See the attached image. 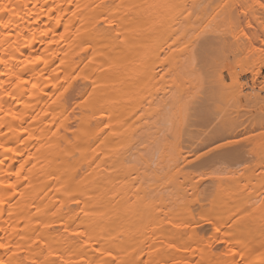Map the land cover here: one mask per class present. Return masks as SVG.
Returning <instances> with one entry per match:
<instances>
[{
  "label": "bare ground",
  "instance_id": "obj_1",
  "mask_svg": "<svg viewBox=\"0 0 264 264\" xmlns=\"http://www.w3.org/2000/svg\"><path fill=\"white\" fill-rule=\"evenodd\" d=\"M103 2L110 5L103 11L107 19L114 21L113 26L98 23L97 12L101 10L91 6L101 0H73L71 7L62 9L60 24L53 16L51 20L41 17L34 27L30 26L29 14L39 11L31 5H67V0H9L18 6L16 13H0V21L19 34L18 51L10 46L11 42L0 40V56L13 57L6 66L0 65V79L4 81L0 86V142L19 153L5 154L0 149V159L6 161L0 165V180L7 184L10 176L17 182L16 171L21 164L23 175L28 177L27 182L19 179L12 190L14 197L3 193L9 199L0 205V241L11 251L0 249V259L6 264H28L37 256L41 262L55 260L57 257L50 252H56L68 264H76L79 256L75 253L82 250L89 264H105L111 259L104 255L106 251L113 253L115 264H183L185 260L188 264H223L221 254L226 249L219 244L209 245L230 235L237 255L226 258L229 264H264V196L259 199L252 195L254 200L251 197L250 201L251 194L241 190L239 194L246 197L245 201H212L195 217L186 200V171L177 173V160L185 156L168 152L167 144L159 140L153 156L133 148L139 129L135 124L138 98L134 94L142 78L152 80L155 91L157 87L163 90L152 112L159 114L154 121L165 126L162 123L170 117V109L166 108L171 105V86L163 78L182 62L173 55L171 46L191 23L188 14H206L207 4L197 3V8L195 0ZM77 5L79 10L73 15ZM232 5L220 11L226 13L230 23L233 16L239 15L237 11L235 15ZM180 12L183 15L177 18ZM32 20H36L35 15ZM44 25L56 30L57 44L47 45L51 36L41 39L39 29ZM65 25L68 31L60 41L58 34ZM143 35L146 39L142 43ZM16 39L14 35L12 40ZM228 39L229 49L235 52H243L249 44V40L244 43L235 37ZM83 41L91 42L90 50L82 51ZM146 42L152 45L149 57L141 53ZM35 55L42 60L25 62V57ZM17 76L28 80L27 86H20ZM32 83L38 87L32 89ZM155 91L152 99L160 92ZM7 92L19 102L5 95ZM10 111L24 114V120L5 115ZM104 124L110 127L101 133ZM21 127L27 133H20ZM65 188L68 191H63ZM69 195L80 201L79 207L69 202ZM209 214L225 231L217 237L210 225L205 239L198 225L208 224ZM189 219L194 222L188 229L176 227ZM76 231L85 234L90 247L78 237V243L70 246L69 237ZM21 248L23 254L13 257ZM185 248L190 251L185 252Z\"/></svg>",
  "mask_w": 264,
  "mask_h": 264
},
{
  "label": "rangeland",
  "instance_id": "obj_2",
  "mask_svg": "<svg viewBox=\"0 0 264 264\" xmlns=\"http://www.w3.org/2000/svg\"><path fill=\"white\" fill-rule=\"evenodd\" d=\"M235 1L195 0V3H198L199 6L203 4L209 5H206L207 13L203 15H198L195 12L192 13L189 19L191 23L189 21L190 24L186 30L195 28L199 31L211 28L213 33H224L228 37H231L232 40V37H235L231 34L232 24L239 23L240 17L246 13V17L240 26L241 28L247 29L248 25L251 24V28L248 30L251 39H249V44H247L243 52H235L230 47L232 51L228 45L225 60L221 64L222 70L220 76L223 78V83L220 86V91L217 93L216 100L221 113L224 114L226 119H235L241 124L242 129H255L256 132H260L259 117L262 110H264V87H262L264 85V74H262L261 69V64L264 63V60L261 59V53L259 52L261 47L260 41L264 39V35H262L264 34V8L260 7V3H264V0ZM198 4L196 5L197 8L199 7ZM240 4L245 6V10L239 9L238 6ZM231 5L232 7L237 6L233 7L237 9H234V13L236 15L238 12L239 15H236L237 17L233 16L231 18L232 22L230 23V19L225 15L224 10ZM220 11H224V15ZM198 18H201V20ZM140 28H143V26L141 25ZM145 39L146 37L143 35L141 37V40H143L142 43L145 42ZM239 41L246 43L248 40L240 39ZM177 48L179 50L181 45L177 44ZM141 53L143 56L149 57L152 53V45L146 42L141 48ZM177 56L178 60L180 59L179 61H182L179 62L178 71H173L171 75L163 78L169 81L167 85L171 86L168 89L171 105L169 103L166 108L170 109V117H168L166 124L162 123L165 126H160L159 120L158 123L154 121L156 120L155 116L157 117L159 114L158 112H152V106L155 100L158 101L157 98L160 99L163 90L157 87L158 89L155 91L156 86L153 84V81L143 77L138 91L134 94L138 98L135 124L139 129L134 140L133 148L141 154L148 156L155 155L158 140L160 143L165 142L167 144L168 152H182V155L185 157L189 156L190 150L194 151L196 148L202 147L199 136L194 135L191 128L183 135H180L173 121V117L179 108L177 92L179 80H177V77L187 79V77L182 75L184 72L183 59L179 55ZM253 67L255 71L259 70L258 74H255L256 72L251 70ZM253 75H255L254 79H252L254 77ZM237 90L241 91L238 92ZM154 91H158L159 93L153 98L154 101H151L152 97L155 96ZM215 107L216 105H214ZM164 127L167 129L164 130ZM159 134L163 138L158 137ZM245 134L250 135V132H246ZM174 142L178 145L175 149H173ZM213 160L216 162H210L212 165L211 168L201 165L198 162H193L191 166L184 167L186 171V200L190 203V210L194 213L195 217H198L201 212L200 210L204 211L212 201H235L237 203L243 200L245 201L246 197L243 198L239 194L241 190L251 194L249 200L251 197L254 200L253 196L256 195L259 199L264 196V139L255 137L245 147L221 157H214ZM200 173H203L202 177ZM210 227L209 224L198 225V228L204 231L202 236L205 239L210 234ZM134 230L135 228H132L130 231L134 232Z\"/></svg>",
  "mask_w": 264,
  "mask_h": 264
},
{
  "label": "snow or ice",
  "instance_id": "obj_3",
  "mask_svg": "<svg viewBox=\"0 0 264 264\" xmlns=\"http://www.w3.org/2000/svg\"><path fill=\"white\" fill-rule=\"evenodd\" d=\"M72 5L73 0H67V5L55 3H52L51 5H49V3L42 5L37 3L31 5L33 9H39V11L29 14V24L30 26L34 27L36 21H38L41 17L51 20L53 16L55 17V22L60 24L62 23L61 17L64 15L62 9L69 8ZM17 7L18 6L9 3V0H0V13L8 14L11 12L15 14ZM91 7L101 10L97 12V15L99 16V24H107L109 26L114 25V21L107 19L106 13L103 11L104 9L110 7V5L104 3L103 0H101V3L92 5ZM238 7L241 10H244L245 8L243 4H240ZM260 7L264 8V3H260ZM78 10L79 6L77 5L72 9V14L76 15ZM33 15H35L36 20H32ZM179 15H183V12L178 13L177 18ZM188 16L190 19L191 13H189ZM245 17L246 13L240 17L239 23H233L231 26V34L235 36L236 40L251 39L248 31L251 28V24L248 25L247 29L241 28L240 26L243 23ZM20 19H24V17H20ZM184 23H187V21H184ZM0 26H2V31H0V40H2L4 44H10L11 42L10 46H15L18 51L19 34L10 30V25L4 24L2 21H0ZM39 31L41 33V39H45L48 36L52 37V39H47V45H53L59 42L56 39L57 32L54 28L44 25V28L39 29ZM67 31L68 27L65 25V30L59 32L58 34L60 41L65 38V33ZM14 35L17 37L16 41L12 40ZM117 36H119V34H117ZM34 38L35 33L33 34V39ZM169 38L171 39V37ZM83 43L84 48L82 51H88L91 49L90 41H83ZM229 43L230 41L228 36L224 33H213L211 28H206L199 31H197L195 28H192L185 30L183 35L178 40L174 41L173 45L171 46L173 49V55H179L183 58L184 72L182 75L187 77V79H181L180 77H177V80H179V84L177 85L179 108L173 117V121L180 135H183L189 130V128H191L193 134L199 136L202 145V147L196 148L194 151L190 150L189 156L185 157L184 160H177V164L179 165L177 168L178 174L182 169H184L185 166H191L193 162H198L201 165L211 168L212 165L210 162H216L213 160L214 157H221L225 154L235 152L237 149L245 147L246 144L255 137L264 139V110H262V113L259 117V127L261 131L256 132L255 129H242L241 124L235 119H226L224 114L221 113L220 107L217 104L216 96L220 91V86L223 83V78L220 76V72L222 70L221 64L225 60ZM260 43L261 47L259 52L261 53V59L264 60V39H262ZM176 44L181 45L179 50L176 49ZM12 59L13 57H7V59H5L4 56H0V65L6 66ZM41 60L42 57L39 55H35L31 59L25 57V62L28 64H33ZM43 62L45 64L48 63L46 60ZM261 69L262 74H264V63L261 64ZM251 70L255 72L254 67ZM2 75L3 73H0V76ZM169 75H171V73H169ZM44 79L47 80L48 77L45 76ZM85 79L87 78L85 77ZM16 81L20 86H27L29 83L28 80L22 78L21 76H17ZM3 83L4 81L0 79V86H2ZM37 87V83H32V89H36ZM61 87H63V85H61ZM262 87H264V85H262ZM57 91H59V89H57ZM5 95L12 97L13 99L17 100V102H19V98L12 96V93L7 92ZM85 99H87V97ZM214 105H216L215 108ZM5 115L13 116L16 120H24V114H16L10 111L5 113ZM47 115L48 114L46 113L45 118H47ZM109 127L110 125L104 124L103 129H100L101 133ZM18 131L20 133H27L28 130L24 127H21L18 129ZM246 132H250V135H246ZM21 144H24V140L22 139ZM177 146L178 145L174 142L173 149H175ZM0 149H3L5 154L14 152L19 154L16 148L6 146V144L2 142H0ZM180 154L182 155L183 153L181 152ZM5 162L6 161L4 159H0V165L5 164ZM23 167L24 164H21L20 169H17L16 171V176L18 178L17 182L14 183L10 176L8 178L7 184H4V181L0 180V185H3V191H0V205L6 204L9 199V197H6L3 194L4 192H8L10 197H14L12 190L17 188L19 179L22 178L25 182H27L28 177L24 176L21 171ZM200 175L202 177L203 173H200ZM57 191H61V189H57ZM63 191H68V189L65 188ZM67 199L71 204L79 207L80 201L75 199L72 195H69ZM237 215H239V213H237ZM168 222L170 223L171 221ZM193 222L194 221L192 219H189L188 223L178 224L176 227L188 229L189 226L193 224ZM207 223L213 226V231L217 237H219L222 231H225V229L220 226V221L216 220L215 217L211 216V214H209ZM227 223L228 222L225 221V224ZM65 232H68L67 227H65ZM77 237L79 240L84 241L85 247L91 246L89 244V240L84 238L85 234L80 231L71 233V236L69 237L70 246L78 243V240L75 239ZM231 239L232 237L230 235H226L222 239H217L209 245V247H212L214 244H219L226 249L221 254L225 258L223 264H229L228 260L226 259L227 257L231 256L232 258H235L237 255L236 245L231 243ZM38 243H42V241L38 240ZM45 247L47 246L45 245ZM169 247H175V245H169ZM0 249L11 251L9 245L3 243L2 241H0ZM184 251L188 252L190 249L185 248ZM23 252L24 249L21 248L18 252L13 253V257L23 254ZM97 252H100V249L97 248ZM50 255L57 257V259L52 261L45 259L43 262H41L39 260V256H37L28 262V264H57V260L60 262V264H68L62 255L56 252H50ZM75 255L79 256L76 264H89L88 260L86 259V255L82 250L77 251ZM104 255L111 257V259L106 261L105 264H115V257H113V253L111 251H106ZM0 264H6V261L4 259H0ZM8 264H11V262L9 261ZM20 264H25V262L21 261ZM137 264H142V262L138 261ZM177 264H180V262H177ZM183 264H188V261H183Z\"/></svg>",
  "mask_w": 264,
  "mask_h": 264
}]
</instances>
